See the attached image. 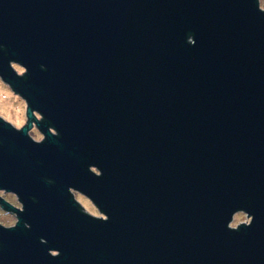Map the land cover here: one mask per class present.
I'll return each mask as SVG.
<instances>
[{
  "label": "water",
  "instance_id": "obj_1",
  "mask_svg": "<svg viewBox=\"0 0 264 264\" xmlns=\"http://www.w3.org/2000/svg\"><path fill=\"white\" fill-rule=\"evenodd\" d=\"M0 45L47 133L0 121V190L25 204L0 196V264H264L258 0H0ZM238 211L254 221L231 230Z\"/></svg>",
  "mask_w": 264,
  "mask_h": 264
},
{
  "label": "clouds",
  "instance_id": "obj_2",
  "mask_svg": "<svg viewBox=\"0 0 264 264\" xmlns=\"http://www.w3.org/2000/svg\"><path fill=\"white\" fill-rule=\"evenodd\" d=\"M258 6H259V10L264 12V6H262L261 0H258ZM194 37H195L194 34L190 35L188 37V43L195 45L196 39ZM0 48H4L6 50V46H4V45H0ZM10 65H11V68L16 72V74L18 76H20V77H26L27 76V74L29 72V68L25 64H23L17 60H12L10 62ZM21 66H23V67H21ZM41 68H46V65H41ZM0 77H3V75H0ZM5 81H7L5 78L0 79V93L4 92L6 90L10 96L15 97V99L19 103V107L15 110H9V108L4 103H2L3 96L0 95V121H3L6 124L10 125L17 132H24L25 129L27 128V126L29 124H31V127L27 128V133H26L27 136L30 137V139L37 144L43 143L47 139V133L41 129L39 122L45 120L46 117L44 116V114L41 111H39L38 109H33L31 107L30 101L26 96H24L20 92L12 91L11 87H9L5 84ZM35 113H39L41 115H40L39 119L36 118V120L33 121L32 117L35 116ZM29 117H31V119H29ZM33 125H38L39 129H41L43 131L44 135L36 134L35 129L33 128ZM49 131L52 133L53 136H59L60 135L59 130L54 126L49 125ZM90 171L92 173H94L96 176L103 175V171L102 170L98 171L96 166H90ZM72 188L73 187H71L69 189V191ZM70 193H71V191H70ZM35 199L36 198L33 197V200H35ZM21 201L23 203V207H21L20 211H24L25 210V204H24L22 199H21ZM75 201L77 202L76 199H75ZM77 203L80 205L83 213L92 217V218L100 219L103 221H108L110 218L108 213L105 211H103L102 213L97 212V211H95V209H87L84 206H82L79 202H77ZM246 212H247V217L243 222H233V219H232L231 222H229L227 225L228 228L231 230H239L241 228V226H250L254 221V215L250 214L248 211H246ZM19 220H20V218H19ZM25 223H26V227H29V228L31 227L30 224H27V222H25ZM17 225L18 224L13 223L12 225H5L4 228L12 229V228H15ZM41 241L43 243H47V239L44 237H41ZM49 252H50L51 256H53V257H57V256L61 255V251L58 248H51V249H49Z\"/></svg>",
  "mask_w": 264,
  "mask_h": 264
},
{
  "label": "rangeland",
  "instance_id": "obj_3",
  "mask_svg": "<svg viewBox=\"0 0 264 264\" xmlns=\"http://www.w3.org/2000/svg\"><path fill=\"white\" fill-rule=\"evenodd\" d=\"M262 2V6H264V0H261ZM1 79V78H0ZM6 84V83H5ZM7 85V84H6ZM8 86V85H7ZM13 91V90H12ZM15 92V91H14ZM0 95L3 96V101L2 103H4L9 110H15L19 107V103L18 101L15 99V97L10 96L7 91L5 90L4 92L0 93ZM38 114V113H37ZM39 116V114H38ZM33 128L35 129V133L38 135H43V133H41V131L39 130V128L35 125H33ZM74 195L76 196H80L82 199V203H84L86 206H88L90 209H95V211L99 212V209L87 198L85 197L83 194L74 191L73 192ZM247 217V213L245 214V212L243 211H238L237 213H235L234 217H233V222H242L241 219H246ZM1 221L4 222L5 217L1 218ZM15 219L14 217L11 218L10 220H7V222H14Z\"/></svg>",
  "mask_w": 264,
  "mask_h": 264
},
{
  "label": "flooded vegetation",
  "instance_id": "obj_4",
  "mask_svg": "<svg viewBox=\"0 0 264 264\" xmlns=\"http://www.w3.org/2000/svg\"><path fill=\"white\" fill-rule=\"evenodd\" d=\"M40 118V115L37 116V119ZM34 121V120H33ZM36 126V125H35ZM0 196L5 199L7 202L13 204L14 206H16L17 208H20L23 207L22 206V203L20 202V200L18 199V197L16 195H14L12 192H7L6 190H0ZM5 204H3L0 200V222L2 224L5 225H12L13 223H16L17 219H18V214L13 211V210H8L6 208V206H4ZM5 217V220L4 221L5 223H3L1 221V218H4ZM15 219L14 222L12 223H7V220H10L11 218Z\"/></svg>",
  "mask_w": 264,
  "mask_h": 264
}]
</instances>
